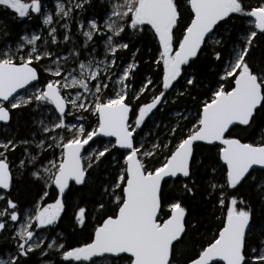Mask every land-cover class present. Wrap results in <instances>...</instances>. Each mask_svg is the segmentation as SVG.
I'll list each match as a JSON object with an SVG mask.
<instances>
[{
    "label": "snow or ice",
    "instance_id": "1",
    "mask_svg": "<svg viewBox=\"0 0 264 264\" xmlns=\"http://www.w3.org/2000/svg\"><path fill=\"white\" fill-rule=\"evenodd\" d=\"M0 10V264H264V0Z\"/></svg>",
    "mask_w": 264,
    "mask_h": 264
},
{
    "label": "trees",
    "instance_id": "2",
    "mask_svg": "<svg viewBox=\"0 0 264 264\" xmlns=\"http://www.w3.org/2000/svg\"><path fill=\"white\" fill-rule=\"evenodd\" d=\"M249 2L254 4L256 0H249ZM37 23H38L37 20L20 21L18 19H15L12 15L5 13L3 10H0V26H6L13 33V35H16L18 33H23L25 29H30ZM149 99H150V95L142 98V101L147 102ZM163 117H164V113H158L156 116L152 117V119L147 122V128L145 130L147 131V129L152 128L153 126L152 121H159L163 119ZM165 123H167V121H165ZM17 155H19V152L17 153ZM30 195L31 194L27 191L23 192V197L25 199L29 198ZM203 231L204 230H202V232ZM210 236H211V233H208L207 235H204V236H198L196 237V239L200 240L201 242H206V240L210 238ZM81 239L82 238L79 236H74L68 241V243L74 246L77 243V241ZM0 246L5 247V248H11L12 243L11 241H7V242L0 241Z\"/></svg>",
    "mask_w": 264,
    "mask_h": 264
},
{
    "label": "water",
    "instance_id": "3",
    "mask_svg": "<svg viewBox=\"0 0 264 264\" xmlns=\"http://www.w3.org/2000/svg\"><path fill=\"white\" fill-rule=\"evenodd\" d=\"M104 139H107V138H104Z\"/></svg>",
    "mask_w": 264,
    "mask_h": 264
}]
</instances>
